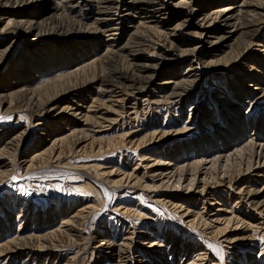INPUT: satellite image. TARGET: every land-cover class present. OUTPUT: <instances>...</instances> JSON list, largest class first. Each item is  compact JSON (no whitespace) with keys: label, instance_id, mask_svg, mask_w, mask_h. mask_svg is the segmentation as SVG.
<instances>
[{"label":"bare ground","instance_id":"1","mask_svg":"<svg viewBox=\"0 0 264 264\" xmlns=\"http://www.w3.org/2000/svg\"><path fill=\"white\" fill-rule=\"evenodd\" d=\"M262 17H264V0H0V74L3 72L2 70L6 67V63L16 50H20V54H18L21 55L20 58L17 57V64L14 59L15 57L12 59V64H14L13 69L6 71L4 73L5 75H3V73L1 74L3 76L1 77L2 80L0 79V103H9V106L7 105L8 107H6L3 114L0 113V117L3 118L4 116L22 113L23 116L20 114L19 118H24V120L26 118L27 124L31 117H39L34 127L42 131L38 135L41 141L39 143L37 142L34 146L32 145L31 148L27 150L29 153L27 156L24 154L26 157L21 156V158L24 159L20 163L24 166V170L28 171L26 175L33 178V175L36 176V174H39L40 172H36L40 171L38 167L41 166V169L43 165L49 163L50 160L52 161L56 154H58L57 159H60L64 155L66 147H68L69 152L73 149L85 151L87 146L90 148L95 146L101 147L105 141L104 138H95V136L101 135L104 130L94 131V128L109 129L110 126L117 123V117L114 118L116 115L120 116L125 113L126 115H131L129 114L130 112L128 113L129 110H125L124 107L126 100H128L126 98L127 96H145V94L148 93V91H146L147 87L155 84L171 91L168 100L176 98L182 100L186 93H190L192 91L191 88L199 83V80H195L194 78L197 75L195 73L200 69L199 66H203L207 72H214L223 68L220 63L227 64L231 62L229 61L230 59H235L237 62L244 61V63H246L248 60L244 57L246 53L241 56L237 51V53L234 52L235 44H237L238 40L243 42V44L245 43V45L247 44V48L245 49L247 51L253 44L252 38L259 32L258 28L260 23H262ZM126 23L130 25L126 26ZM160 26L167 27L168 32L164 33L157 31ZM189 29H192L193 32L185 33V31ZM131 31L134 32L130 33ZM183 35H185L186 38H182ZM29 36H34V38H32L31 41L27 43L26 48L23 49V43ZM127 36L128 38L125 39ZM249 40L251 41L249 42ZM159 41L163 42L164 45H169L177 51L178 56L176 59H185V62H189V68L186 72V74H188L187 78L182 79L180 82H175L176 76L172 74L175 76H173L174 78H170L168 82L163 84H158L157 81H160L159 78L163 77L159 74L162 62L151 64L150 60L144 58L150 47L157 44ZM258 46L260 45H257V47ZM118 61L126 63H124L121 69H113V65ZM255 62L257 63L258 61ZM108 64L110 67L107 69L106 66ZM263 69L264 65L262 69H255L253 67L252 70L255 75L243 73L244 75L241 78L243 80H249L247 82L249 84L255 83L252 86L256 89L251 90L249 86L247 87L248 91H244L242 84L244 85L245 81H243V83L237 82V78L233 82L237 84L235 88L239 89L247 100L251 98L252 93L259 92L255 93L254 98L251 99L253 108L264 101V76H260L263 74ZM219 75L223 74L221 73ZM256 75L260 76V78H257ZM239 76H242V73L239 74ZM22 83L25 85L20 89L19 85ZM94 89L98 92L95 93L97 98L85 97L83 94L85 91L88 94H92ZM131 89L132 92H130ZM153 93L154 92L151 94ZM109 94H111L113 98H117V100L109 102L110 100L108 101L103 97ZM151 94L149 96H152ZM74 99H79V103L77 102V104ZM88 99L89 101H87ZM86 102L90 103L88 107L86 106V104H88ZM107 102L110 104L107 105ZM61 105H63V107H61ZM103 107L106 108L105 113H101ZM234 107L236 106H233V108ZM241 107L244 106L241 104ZM129 108L132 110L136 109L134 106ZM225 116L227 117V115L221 111L218 115L216 114L215 117H217V119L219 118L220 121L224 120L222 118H225L226 121L232 119V117L229 119ZM222 122L220 123L221 125L223 124ZM240 122V118H237L234 119V122H232L230 126H225V128L220 127L218 132L208 130L210 134L208 137L209 142H206L205 140L207 139L201 137L199 138V142L188 141L185 145L178 143L177 145L180 144L179 148L177 147V149L171 150L170 155L166 153L163 154V156L175 155L173 158L176 161L182 158L181 156L183 155H181V153L183 151L189 149L193 151V148H196L198 152L197 155L202 157L203 154H208L212 157L211 159H209V156L202 157L198 159V161H193L194 163L191 162V164L188 162L189 164H186L187 166H178L176 170H174L175 168H172V170L164 168L171 163H155L156 165L153 164L149 168L155 169L151 172V174H153L151 182L161 179L163 184L162 187H164V185L168 187L166 190L170 189L169 185L172 182L171 190L173 189L177 192L182 186V182L184 181L183 184H185L188 181L186 191L188 194L191 192L190 189L195 188L196 179L199 178L197 185L202 184V187L200 190L198 187L196 188V190H199L197 195L198 199H196L194 203H205L206 201H210L206 196L213 195V192L207 193L209 192L208 188L212 187L215 189L216 187L228 185L227 187L229 190L236 185L234 184V174H230V164H233L235 161L238 166L241 167L242 159L245 161L247 157L248 161L252 162V160L256 158L259 160L258 163L263 165V167L260 166L258 167L259 169L252 171L255 173V179H258V182H260L264 179V119L262 118L260 126H256V134H254V137L258 136L255 139L253 137L250 142H247L242 147H240L241 143L244 142L242 139L248 134L247 131L250 129L251 124L249 122ZM64 123H67L65 125L68 126L61 131V125ZM210 123H212L211 120L207 122V127L210 126ZM59 124L61 125L58 126ZM72 124L74 125L73 129L70 126ZM56 125L58 126L57 129H55ZM209 128L211 129L212 127L210 126ZM30 129L28 124L22 131H19V129L17 132L14 130L9 131V133H7V131L0 132V170L7 169L5 171H0V176H5L15 167L14 162L8 161V159H10L9 154H17L19 152V149L23 147L22 145L25 144L26 139L31 135V132H33V130L31 131ZM188 130L189 127L186 125L177 133L185 134ZM174 133L176 134L175 131ZM219 133H223L224 135L222 134V136ZM166 134L164 135L168 137ZM3 135L8 137V139H6L8 142L1 143V141L5 140H3ZM163 138L164 137H161L160 139ZM214 140L216 143L221 142L219 144L220 146L218 144L214 146L217 152L212 151L213 149L208 150V147H210L209 144L211 143L212 145ZM230 145L231 149L235 148V150H238L231 153L228 151L223 152L220 151L221 149H218L220 147L222 149H228ZM161 153H163V151ZM187 158L188 156L183 157V160L189 161ZM223 159L226 161V164L222 165V167L227 169L224 170V177L220 178L218 177L220 167L217 168V166ZM210 163L211 167H207ZM246 164L248 170L253 169L254 164L250 162ZM161 167H163V169H159ZM68 170L72 171L70 169ZM204 170L206 171L203 172ZM66 171L65 169V172ZM75 173L81 175L85 180L100 186V190H102V194H104L101 195V197L103 196L105 200L108 198L111 199L109 196L112 195V197H115V194L110 190L111 187L107 186L99 178L92 177L82 171L74 172V174ZM188 173L191 176H189L186 181L184 178ZM243 173L244 172L239 170L237 175L240 176ZM105 175L111 178L116 175V172L111 171V173H105ZM125 177L123 176L122 179L116 182L113 179V182L124 188L126 183L125 180H133L132 175ZM165 179L167 181L166 184L164 181ZM208 180H212V183H208ZM130 183L132 182L130 181ZM156 184H154L153 187H147L146 184L143 192L151 193V190L154 191L159 187V184ZM142 185V181H136L132 188H139L142 187ZM255 185V183L251 184V187ZM251 187L245 190H239L237 196H235L236 204L234 207L243 203L241 209L243 208L247 212H251L250 208H252L253 212L251 215L256 216V214L259 213L264 216V194L261 190ZM168 197H166L167 202L161 199L162 203L166 206L168 205V207H172V211L182 216L183 219L189 218L188 225L190 227L197 226L199 229L204 228V234L210 231L208 234L214 236V238H224L223 240L228 243L229 246L234 247L237 245L240 238H231V235H229L230 233L227 234L226 232L229 226L232 225H235L236 228L245 226V221H242V219L238 220L237 218H223L222 220L217 218L213 220V217L211 221L209 216L212 213L210 215L209 213L212 211L203 210V213H199L190 211V208L188 210L187 208L183 210L184 204L182 206L179 205V202L178 204L174 203V196ZM217 202L214 204L210 203L209 205L211 206L209 208L218 206ZM17 203L18 201H12L8 204L10 206L8 207L11 208L9 210L11 213L21 207H17ZM108 204L107 201L105 207H107ZM8 207L7 209H9ZM205 207L206 206H204V208ZM7 209L6 212L8 211ZM94 209L85 207L81 213H77L69 218L59 226L58 229L54 232L52 231L51 234L44 233L43 235L42 233V236H38V234L36 235L37 237H28L26 235L27 237H23L18 241L15 240L14 242H9V240V243L2 246L0 250L4 252H7V250L10 252L20 251L21 253L22 251H29L30 254H33L35 261H38L39 255H35L34 253L41 254L44 257L46 253L51 251H65L68 250V248H80L84 246L82 249L83 251L79 254L77 253L78 255L73 258V260L78 261L87 249L84 243L83 245H79L78 241L73 243L68 242V244H66L68 246H63L52 244V241L55 243L59 236L67 233L75 237L82 236V230L79 228L85 225L87 226L89 218L98 215L94 213ZM63 210L58 213H63L59 215L66 216L67 214ZM129 212H123L120 219L115 217L117 223H120L121 228H123L121 230L120 226H118L120 230V244L112 240V242L110 241L111 245L109 244L107 246L95 237L90 236L89 239H87L86 243L97 245L95 246L96 250L102 247L107 250L104 259H107L110 264H129L136 262L134 258L135 252L132 249L136 244V238L134 236L135 233L134 235L131 233L132 228L129 226L133 223L129 219L132 213ZM23 213L24 212L21 210L16 216H19L21 220H25ZM39 215H37V217ZM3 216L6 215L3 214ZM134 216L141 218V216L135 212ZM26 218H28V216ZM82 219H84V221L79 224V221H82ZM183 221L185 220H182V223ZM213 222L214 224H221V222H223L226 226L219 229L218 227L214 228ZM53 223L54 217L50 219L49 225ZM185 224L187 223L185 222ZM253 226L254 225L251 223L247 225L246 228H252ZM102 229L106 231V229ZM168 237L171 238L170 233L163 234V238L167 239ZM173 242L170 251L174 253L178 248L182 247H179V244L175 242V240ZM35 244H37V248L33 247L36 246ZM9 245H11L12 248H10ZM151 247H154V252H157L159 255L164 252L161 248L165 247V245L163 243H159V245L153 243ZM189 249L190 248L185 246L182 248V251L187 252ZM144 252L141 250L138 251V253L142 254L141 256L146 259L138 264H146L153 259L147 258L150 257V255L146 253L147 256H145ZM155 261L153 264L156 263Z\"/></svg>","mask_w":264,"mask_h":264},{"label":"rangeland","instance_id":"2","mask_svg":"<svg viewBox=\"0 0 264 264\" xmlns=\"http://www.w3.org/2000/svg\"><path fill=\"white\" fill-rule=\"evenodd\" d=\"M261 19L262 23H260L258 28L259 32L255 35V37L252 38L253 44L247 51L245 50L247 48V44L245 45V43L243 44V42L239 40L237 44H235L234 52L237 51L241 54V56L246 53L244 55V57L248 59L246 63H244V61L237 62V60L235 59H230L229 61L231 62H228L227 64L220 63L223 68L218 69L214 72H207L203 66H199L200 69L197 73H195L197 75L196 77H194L195 80H199V83L195 84L191 88L192 91L190 93H186L185 97L182 100H179L177 98L168 100L171 91L167 90L165 87L157 86L155 84L149 85L147 87L146 91H148V93H146L145 96H127L126 98L128 100H126L124 107L125 110H129L128 113L130 112L129 114L131 115H126L125 113L120 116H115L114 114V118L117 117V123L110 126L109 129H99L96 127L94 128V131L104 130L101 135L95 136V138H104L105 141L101 147L95 146L90 148L89 146H87V149L85 151L73 149L70 152L68 150V147H66L64 155L60 159H57L58 154H56L53 160H50L49 163L43 165L41 169V166L38 167L40 171L36 172L40 173L36 174V176L33 175V178H30L26 175L28 174V171L24 170V166L22 165V163H20L24 159L21 158V156H25L24 154H26L27 156L29 153V151L27 150H29L32 145L34 146L35 144H37V142L39 143L41 141L38 135L42 131H39V129H36V127H34V124L39 119V117H31L28 124L29 128H31L30 130H33V132H31V135L26 139L25 144L22 145L23 147L19 149V152L17 154L15 153L16 155L13 153L9 154L10 159H8V161L14 162L15 167L12 169V171H9L8 174L10 175L6 174L5 176H0V248H2V246H5L9 242L21 240L23 237H37L36 235L38 234V236H42V233L43 235L44 233L51 234L52 231L54 232L56 229H58L59 226H61L69 218L76 215L77 213H81V211L85 209V207H90L93 209L95 208L94 213H97L98 215L96 217L89 218L87 226L85 225L79 228L82 230V236L75 237L67 233L59 236L55 243H53L52 241V244L63 246L68 244V242L73 243L75 241H78L79 245H83L84 243L87 249L78 259V261L73 260V258L81 253V251H83L82 249L84 246L80 248H68V250L64 249L65 251H51L49 253H46L44 257L41 254L34 253L35 255H39L38 261H35L33 254H30L29 251H22V253L20 251H14V253L10 252L9 250H7V252L0 250V264H110L107 259H104L106 257L105 253L107 250L103 247L96 250L95 246L97 245L86 243L87 239H89L90 236L95 237L107 246L110 244V241L112 242V240L115 241V243L120 244V230L118 226H120L121 230L123 228H121L120 223H117L116 218L120 219L123 212L129 211V213H132L131 218L129 219L133 222L129 226H131L130 228H132L131 233L133 235L135 233L134 236L136 238V244L132 248L135 252L134 258L136 259V262H132L129 264H138L146 260L143 258V256H141L142 254L138 253L139 250L143 252L145 251V256H147V254L150 255V257L147 258H153L151 261H149L150 263L148 262L146 264H153L155 260V264H264V216L260 215L259 213H257L256 216L251 215L253 212L252 208H250L251 212H247L243 208L241 209L243 203L239 204V206L234 207V205L236 204L235 196H237L239 190L248 189L251 187V184L255 183L256 185L251 188H257L264 194V179L258 182V179H255V173L252 172L255 169H259L258 167L260 166L263 167L262 164L258 163V159L254 158L252 162L248 161V157L247 159H245V161L244 159H242L241 167H239L235 161V163L233 162L234 165L230 164V174H234V184L236 185H234V187L229 190L227 187L228 185L218 188L216 187L217 189H214L212 187L208 188L209 192L207 193L213 192L214 196H206V198L212 202L206 201L207 203L203 202L200 204L194 203V201L198 199V191L202 187V184L197 185L199 182V178H195L197 180L195 188L190 189L191 192L187 194V179L189 178V176H191L188 173L184 178V180L186 179L187 183L183 184V181L180 189L175 192L173 189L171 190L172 182L169 185V190H166L168 189L166 185L162 187L163 184L161 179L154 180V183L151 182V178L153 177V174H151V172L155 169H149L153 164L156 165L161 163H171L164 168H169L171 170L172 168H175L174 170H176L178 169V166H187L186 164H191V162L194 163L195 160L198 161V159L202 157L209 156V159H211L212 156L208 154H203L202 157L197 155L198 152L196 151V148H193V151L192 149H189L190 151H183V154L181 153V155H183L181 156L182 158L177 159L176 161L173 158V156L175 157V155H168H170L171 150H175L177 149V147H180V144L177 145L178 143H181V145H185L188 141L199 142V138L201 137H204V139H207L205 141L209 142L208 137L210 136V134L208 130L218 132L220 127L225 128V126H230L231 123L234 122V119L237 118H240V123L249 122L251 124L250 129L247 131L248 134L244 139H242L244 140V142L241 143L240 147L245 145L247 142H250V140L254 137V134H256V126H260V124L262 123V118L264 119V101L261 103L262 105L259 104L253 108L251 99L254 98L255 93L259 92L252 93L251 98L247 100L244 94H242L239 89L235 88L237 84L233 82L237 78V82L243 83V81H245L244 85L242 84L244 91H248L247 87L249 86L251 90L256 89L254 88V86H252L255 83L249 84L247 83L249 80H243L241 78L244 75L243 73L255 75L254 71L252 70L253 67L255 69H262V66L264 65V17H262ZM126 24V26L130 25L128 23ZM157 31L166 33L168 32V28L160 26ZM191 31L193 32L192 29H189L186 30L185 33H190ZM132 32L134 31H131L130 33ZM128 36L125 39H127ZM184 37L185 35H183L182 38ZM32 38H34V36H29L25 40V42L23 43V49L26 48L27 43H29ZM250 41L251 40H249V42ZM257 45L260 46L257 47ZM18 53L20 54V50H16L14 52L15 55L13 54L12 57L8 60L5 65L6 67L2 70L3 75H5L4 73L6 71L13 69L14 64H12V59L14 57L17 64V59L21 56ZM145 55L146 57L144 59L150 60L151 64L162 62V67H160L159 74L163 77L159 78L160 81H157L158 84L168 82L170 78L174 76L172 74H175L176 76H174L176 78L175 82H180L182 81V79L187 78L188 74H186V72L189 68V62H185V59H176L178 53L169 45H164L163 42L159 41L157 44L150 47L149 51H147ZM255 61L258 62L256 63ZM124 63L122 61H118L113 65L112 68L121 69ZM106 67L108 69L110 65L108 64ZM221 73L225 77L223 75H219ZM241 73L242 76H239V74ZM262 73L263 74H261L260 76H264V69L262 70ZM1 74L0 79L2 80L1 77L3 75ZM256 76L257 78H260V76ZM24 85L25 84L23 83L20 84L19 88L21 89L22 87H24ZM95 89L94 91H92V94H88L86 93V91L83 94L85 95V97L88 96L91 98H97L95 93L98 92ZM130 92H132V89L130 90ZM150 92L154 93L151 94ZM150 94L152 96H149ZM103 97L108 101L110 100L109 102H114L112 100H117V98H113L111 94ZM75 101L77 103L79 99ZM87 101H89V99ZM3 104L0 103L1 114H3L6 107L9 106V103L4 105ZM109 104L110 103H108L107 105ZM241 104L244 107H241ZM88 105H90V103L86 104L87 107ZM133 106L136 109L132 110L131 108H129ZM233 106L236 107L233 108ZM61 107H63V105H61ZM221 111H223V113L227 115V117L225 116L226 118L231 119L232 117V119L230 121H226L225 118H222L225 120H222L223 122L220 121L219 118L217 119V117L215 116L216 114L218 115V113ZM105 112L106 108L103 107L101 113ZM20 114L22 113H18V115L16 113L12 116H4L3 118L0 117V132L7 131V133H9V131L13 130L15 132H17L19 129V131L24 130L28 125L26 122L27 119H20ZM21 116H23V114ZM210 120L212 121V123H210V126L212 127L211 129L209 128L210 126L207 127V122ZM221 122L223 123L222 125L220 124ZM65 124L67 123L58 125H61V131L68 126ZM186 125L189 127V130L186 131L185 134H178L177 132H179V130H182V128H184ZM58 126L56 125L55 129H57ZM70 126L73 129L74 125L72 124ZM174 131L176 132V134L174 133ZM164 134H166L168 137H166ZM219 134L222 135L223 133ZM3 136V140H5L1 141V143L8 142L6 140L8 139V137H6L5 135ZM154 136L156 139L154 138ZM257 136H255L254 139ZM161 137L164 138L160 139ZM92 138L95 139L94 137ZM220 143L221 142L216 143V141L214 140L212 145L211 143L209 144L210 147L207 146L209 149H206H213L212 151L217 152V149H214V146L216 144L219 145ZM218 149H221L220 151L223 152L228 151L231 153L238 150H235V148L231 149V145L228 146V149H222L221 147ZM162 151L163 153H161ZM166 153H168V155L163 156V154ZM187 156V159H189V161L183 160V157ZM248 162L254 164L253 169L248 170V166L246 164ZM224 164H226V161L224 159L220 161V166L217 164V168L220 167L218 173V177L220 178L224 177V170L227 169L225 167H222V165ZM207 167H211V163L210 165L208 164ZM65 169L67 170L66 172ZM68 169L72 171H69ZM159 169H163V167ZM5 170L7 169L5 168L4 170L0 171ZM239 170L244 172L240 176L237 175ZM81 171L91 175L92 177L99 178L107 186L111 187L110 190L115 194V197H112L113 195L109 196L111 197V199L108 198L109 200H105L103 196L101 197V195L104 194H102L100 186L85 180L81 175L77 173L74 174V172ZM111 171H115L116 175L112 176L111 178L105 175V173L108 174L111 173ZM205 171L206 170H204L203 172ZM129 175H132L133 180H127L128 183L125 180L126 183L124 188L123 186H119L113 182V179L116 182L117 180L122 179L123 176L129 177ZM13 176L16 177L15 180L12 179ZM130 181L132 183H130ZM136 181H142V187L132 188L133 184ZM164 181L166 184V179ZM156 183L159 184V187L157 189H155L154 191L151 190V193L143 192L146 184L147 187H153ZM208 183L211 184L212 180H208ZM197 187L199 190H196ZM168 196L175 197L174 203L178 204L179 202V205L182 206L184 204L183 210H186V208L188 210L190 208V211L199 213H203V210L212 211L209 213V215L212 213L209 216L211 221L212 219L216 220L217 218L221 220L223 218H237L238 220L242 219V221H245V226H239L238 228H236L235 225H232L229 226V229L226 232L227 234L230 233L229 235H231V238H240L237 245H235L234 247L229 246L228 243L223 240L224 238H214V236L208 234L210 233V231H207L204 234V228L199 229L197 226L190 227L188 225L189 218L183 219L182 216H179L177 215V213H174V211H172V207H168V205L166 206L162 203L161 199L166 200L167 202L166 197ZM182 200L184 202L189 200V203H184ZM12 201H18L17 207L21 206L19 209L14 210L13 213L9 211L11 208H9L10 206L8 205ZM107 201L109 204L107 205V207H105ZM216 202L218 206L209 208L211 206L209 205L210 203L214 204ZM204 206L206 207L204 208ZM7 207L9 209H7ZM6 209L9 211H7L8 213L6 212ZM21 210L24 212L23 216L25 217V220H21L19 219V216H16L21 212ZM61 210L65 211L67 215H59L63 214L58 213ZM134 212L136 214L138 213L141 218H137L136 216H134ZM3 214L6 216H3ZM36 214L40 215L37 217ZM27 216L28 218H26ZM53 217L54 223L52 225H49V221ZM182 220L185 221H183L182 223ZM83 221L84 219H82V221H79V224ZM185 222L187 224H185ZM251 223L254 226L252 228H246L247 225ZM213 226L214 228L218 227L219 229L224 228L226 225L221 222V224H214ZM102 228L106 229V231ZM34 229L36 232L34 231ZM165 233H170L171 238H163V234ZM174 240L179 244V247L181 246L182 248H184L186 246L190 249L186 252L182 251V248H178L174 253L171 252L170 249L171 245L174 243ZM153 243L157 245H159V243H163L165 247L161 249L164 252L159 255L157 252H154V247H151ZM37 244H35L36 246L33 247L37 248ZM9 246L10 248H12L11 245Z\"/></svg>","mask_w":264,"mask_h":264},{"label":"snow or ice","instance_id":"3","mask_svg":"<svg viewBox=\"0 0 264 264\" xmlns=\"http://www.w3.org/2000/svg\"><path fill=\"white\" fill-rule=\"evenodd\" d=\"M12 179H13V180H15V179H16V177H15V176H13V177H12Z\"/></svg>","mask_w":264,"mask_h":264}]
</instances>
